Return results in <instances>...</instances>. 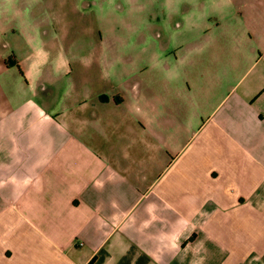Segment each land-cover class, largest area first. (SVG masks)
Wrapping results in <instances>:
<instances>
[{
    "label": "crops",
    "instance_id": "1",
    "mask_svg": "<svg viewBox=\"0 0 264 264\" xmlns=\"http://www.w3.org/2000/svg\"><path fill=\"white\" fill-rule=\"evenodd\" d=\"M204 2L173 56H50L56 1L0 0V264H264V0Z\"/></svg>",
    "mask_w": 264,
    "mask_h": 264
},
{
    "label": "rangeland",
    "instance_id": "2",
    "mask_svg": "<svg viewBox=\"0 0 264 264\" xmlns=\"http://www.w3.org/2000/svg\"><path fill=\"white\" fill-rule=\"evenodd\" d=\"M55 1L62 40L50 56H173L168 43L184 42L186 23H199L207 7L204 0Z\"/></svg>",
    "mask_w": 264,
    "mask_h": 264
}]
</instances>
